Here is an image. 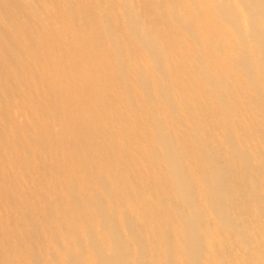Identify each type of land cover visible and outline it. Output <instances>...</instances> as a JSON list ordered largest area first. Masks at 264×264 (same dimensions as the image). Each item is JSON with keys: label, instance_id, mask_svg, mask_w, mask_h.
Instances as JSON below:
<instances>
[{"label": "bare ground", "instance_id": "bare-ground-1", "mask_svg": "<svg viewBox=\"0 0 264 264\" xmlns=\"http://www.w3.org/2000/svg\"><path fill=\"white\" fill-rule=\"evenodd\" d=\"M0 264H264V0H0Z\"/></svg>", "mask_w": 264, "mask_h": 264}]
</instances>
